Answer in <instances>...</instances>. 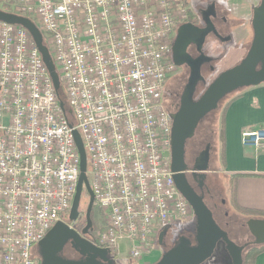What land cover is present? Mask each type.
<instances>
[{
  "label": "built area",
  "instance_id": "2783aa9c",
  "mask_svg": "<svg viewBox=\"0 0 264 264\" xmlns=\"http://www.w3.org/2000/svg\"><path fill=\"white\" fill-rule=\"evenodd\" d=\"M17 2L13 13L43 33L65 104L30 33L0 22V264H41L33 248L69 224L80 177L74 130L106 219L91 242L140 262L164 229L195 216L174 180L163 102L187 0ZM241 143L264 153V126Z\"/></svg>",
  "mask_w": 264,
  "mask_h": 264
},
{
  "label": "water",
  "instance_id": "95a60500",
  "mask_svg": "<svg viewBox=\"0 0 264 264\" xmlns=\"http://www.w3.org/2000/svg\"><path fill=\"white\" fill-rule=\"evenodd\" d=\"M0 22L17 25L26 29L34 40L42 59L47 66L56 91L60 90V78L48 46L44 43V36L40 28L30 18L8 13L0 10ZM254 39L251 48L244 60L234 68L221 73L207 88L198 101L194 95L198 83L204 81L200 68L210 62L211 58L202 55L197 60H188L187 64L192 69L190 80L181 99V106L177 113L172 114V171L174 180L181 194L191 205L196 217L195 246L190 240L182 237L179 243L166 252L156 264H204L215 253L218 244H224L232 264H243V247L232 241L229 235L217 224L212 212L207 208L201 198L192 199L182 192L176 178L185 169H180L177 164V155L182 157L188 139L194 137L199 123L210 113L216 111L219 103L229 94L240 89L256 87L264 84V1L254 9L252 21ZM208 30L200 33L202 42L208 35ZM181 38V37H180ZM260 65V69L257 67ZM64 108V104L61 103ZM76 146L80 154V177L76 194L73 200L68 220L75 223L80 215V206L84 191L89 195L87 210V225L78 232L65 222H58L38 243V255L41 264H115L110 258L107 249L94 245L85 236L94 229L91 212L94 207V193L88 177V156L81 135L77 130L73 132ZM194 171L207 175L210 171L209 147L196 159ZM246 225L254 238L255 245H264V220L250 218ZM165 232L159 235V244H163ZM69 245L72 250L80 255V259H66L61 256L65 247Z\"/></svg>",
  "mask_w": 264,
  "mask_h": 264
},
{
  "label": "flooded vegetation",
  "instance_id": "af4514ba",
  "mask_svg": "<svg viewBox=\"0 0 264 264\" xmlns=\"http://www.w3.org/2000/svg\"><path fill=\"white\" fill-rule=\"evenodd\" d=\"M263 1L264 0H260L259 2H257L256 6L248 12L242 11L243 9L241 8V6L238 5L221 6L220 3H218V0H205L203 5L195 9H191L189 7V12L185 21L176 29L174 33V38L171 47V57L174 63V71L167 79L163 92V99H166L167 96L169 100L168 110H166L171 115L179 111L183 93L192 74V69L187 64V61L197 60L202 55L211 58L210 62L204 63L200 68L201 75L204 78V81H200L196 88L194 101H198L199 98L203 95V93L207 90L209 85L218 77L217 75L211 77V79L209 78L210 76L215 74L216 70L214 66L215 59L211 57V54H214L215 52H217V50H219V43L232 42L234 40L233 36H246V34L248 33V29L246 27H249V24L247 22L248 19L244 20L246 19V16H251L249 31L252 34V39L249 46L250 50L254 39V30L252 26L254 9L260 6ZM232 8L233 12L231 11ZM243 21L246 22L243 24ZM206 30H208L209 33L206 36L205 40L201 42L198 36L201 32ZM241 42H243V40ZM257 69H260V65L257 67ZM232 94L233 93L229 94L228 96ZM210 114L199 123L195 131L194 137L186 141L185 152L183 157L180 154L177 155L178 167L180 169L185 170L184 172H181L180 175L176 178V182L178 183L182 192H184L190 198H201L207 208L212 212L213 217L217 222V217H219L222 212V199L220 200L222 190L220 189V185L218 186V184H216L218 180H221L219 174L216 170L213 169L214 162L216 159L214 154L215 146L211 140V138L213 139V136H211L210 138L209 136H207L204 141L202 140L204 142L203 145H200L195 142L199 126H201V124H203L207 120ZM207 147H209L210 151V171L207 175H202L201 173H197L196 171H194V165L196 159L201 155L203 151L207 149ZM87 210L84 211V209H80V215L78 220L75 223L69 221L68 226L78 232H81L87 225ZM92 213L93 210L91 212V219L93 220ZM239 216L236 217V219H240ZM195 223L196 217L194 216L184 226L179 224L171 225L164 229L163 231L165 232V234L163 244L160 245L158 242V250L160 249V251L162 252V256L166 252L173 249L179 243V240L182 237L190 240L192 246H195V233L197 224ZM193 225H195V230H191V227ZM229 225L230 223H226L225 226H220L225 231V227ZM241 226L243 228H246L247 233L252 239L251 241L245 242L243 245L237 244L238 246L243 247L245 250V248L249 247L251 244H254V238L250 234L246 223L241 224ZM93 227L94 229L92 231H89L88 234L85 236L90 241H92L93 238H95L97 235L94 223ZM61 256L66 259H70L69 257L72 256L77 257V259L81 258L80 255L74 250H72L69 245L65 247V249L61 253ZM36 257L40 260L38 254ZM227 264H232L231 257L230 262H228Z\"/></svg>",
  "mask_w": 264,
  "mask_h": 264
},
{
  "label": "crops",
  "instance_id": "0c3cea01",
  "mask_svg": "<svg viewBox=\"0 0 264 264\" xmlns=\"http://www.w3.org/2000/svg\"><path fill=\"white\" fill-rule=\"evenodd\" d=\"M222 1L225 3L223 6L238 5L242 11L248 12L260 0ZM17 5V0H0V10L8 13H13ZM234 98L226 108L219 131L224 152L222 161L221 149L223 168L221 173L213 169L218 172L220 179V174L228 179L232 190V205L240 217L246 219V223L250 218L262 219L250 216L252 212L264 213V153H257L241 143V135L245 130L264 126V84L244 88ZM255 264H264V252L256 257Z\"/></svg>",
  "mask_w": 264,
  "mask_h": 264
},
{
  "label": "rangeland",
  "instance_id": "374dc122",
  "mask_svg": "<svg viewBox=\"0 0 264 264\" xmlns=\"http://www.w3.org/2000/svg\"><path fill=\"white\" fill-rule=\"evenodd\" d=\"M204 1L205 0H187V3L191 9H195L203 5ZM218 3H220L221 6L225 4L224 1L222 0H218ZM231 11L233 12V8L231 9ZM250 19H251V16L248 17V21H247L249 24V27L248 26L246 27L248 29V33L246 34L247 37L245 35L244 37H242V35L233 36L234 40L232 42L219 43L218 45L219 50H217V52H215L214 54H211L212 55L211 57L215 59L214 66L216 70H215V74L209 77L210 79L213 76H217V75L219 76L221 73L234 68L235 66L240 64V62L247 55L249 46L251 43V39H252V34L249 31L250 21H251ZM244 20H247V16H246V19ZM245 22L246 21H243L242 23L244 24ZM242 40L243 42H241ZM241 90L228 96V98L222 102V104L220 105V108L213 114H210L207 120L203 124H201V126H199L198 134L195 140L196 143L203 145L204 144L203 141L205 140L207 136H209V138L213 136V139L211 138V140L215 146L214 154L216 158L213 168L214 169L216 168V170H220V173H221V168H223L222 163H221L222 147H221V139H220V132H219L221 129L222 115H223L226 105L235 96H237V94L241 92ZM163 102H164L166 109L168 110L169 100L167 96H166V99H163ZM88 175H89V171H88ZM220 176H221V180H218L217 183L215 182L216 184H218V186L220 185V189L222 190V194L220 196V200L222 199V209H221L222 212L219 215V217H217L218 218L217 224L219 226L220 225L225 226L226 223L228 224L230 223L229 226L225 227L226 229L225 232L229 235V237L236 244L243 245L245 242L252 240L249 234L247 233L246 228H243L241 226V224L245 223L246 219H244L243 217H240L237 210L232 205L233 204L232 190L231 188H229L231 187V184H229L228 179L223 174H220ZM88 204H89V198H86L83 196L80 209L81 210L84 209V211H86ZM238 216L240 217V219H236V217ZM92 218H93V223L96 229V233H98L100 230H103L106 227L105 216L103 212L99 210L96 206L93 207ZM235 220H236V223H235ZM187 223L178 222V223H174L173 225L179 224V225L184 226ZM191 230H195V225L191 227ZM37 247L38 245H36L32 250V253L35 256H37L38 254ZM127 255H128L127 251L123 250L121 253V257L115 259V264H154L162 257V252L160 251V249L155 252H152L151 254L146 255L144 260L140 262L126 258ZM69 258L77 259V257H74V256L69 257ZM228 262H230V256L226 248L223 246V243L220 242L217 246V249L214 255L209 260H207L204 264H227Z\"/></svg>",
  "mask_w": 264,
  "mask_h": 264
},
{
  "label": "trees",
  "instance_id": "16d2710c",
  "mask_svg": "<svg viewBox=\"0 0 264 264\" xmlns=\"http://www.w3.org/2000/svg\"><path fill=\"white\" fill-rule=\"evenodd\" d=\"M44 43H45L46 46H48L45 38H44ZM58 96H59V100L63 104H65V94H64L62 88H60L59 93H58ZM227 98H225V99H227ZM233 99H235V98H233ZM233 99L231 101H233ZM222 102L220 103V105L222 104ZM229 103L226 105V107L224 109V112H223V115H222V121H221L222 123L221 124H223L224 114H225L226 108L229 105ZM219 108H220V106H219ZM212 113H214V112H212ZM222 161H224V152H223V149H222ZM89 168H90V165H89ZM89 168H88V171H89ZM83 196L86 197V198H89V195H88V193L86 191H84ZM249 215L250 216H255V217H260V218L264 219V213H262V212L261 213L260 212H252V214H249ZM263 252H264V245H259L258 246V245L253 244V245H250L249 247L245 248V250L243 252V264H255L256 257L260 253H263ZM110 258H112L114 260V262H115V259H116L115 256H110ZM160 259L157 262H159ZM157 262H155L154 264H156Z\"/></svg>",
  "mask_w": 264,
  "mask_h": 264
}]
</instances>
